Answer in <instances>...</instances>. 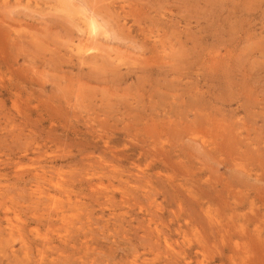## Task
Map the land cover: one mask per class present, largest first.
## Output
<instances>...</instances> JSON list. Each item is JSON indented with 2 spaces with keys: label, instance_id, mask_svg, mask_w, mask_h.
I'll return each instance as SVG.
<instances>
[{
  "label": "rangeland",
  "instance_id": "1",
  "mask_svg": "<svg viewBox=\"0 0 264 264\" xmlns=\"http://www.w3.org/2000/svg\"><path fill=\"white\" fill-rule=\"evenodd\" d=\"M0 264H264V0H0Z\"/></svg>",
  "mask_w": 264,
  "mask_h": 264
},
{
  "label": "snow or ice",
  "instance_id": "2",
  "mask_svg": "<svg viewBox=\"0 0 264 264\" xmlns=\"http://www.w3.org/2000/svg\"><path fill=\"white\" fill-rule=\"evenodd\" d=\"M92 27H93V31H94L95 30V26L93 25Z\"/></svg>",
  "mask_w": 264,
  "mask_h": 264
},
{
  "label": "bare ground",
  "instance_id": "3",
  "mask_svg": "<svg viewBox=\"0 0 264 264\" xmlns=\"http://www.w3.org/2000/svg\"><path fill=\"white\" fill-rule=\"evenodd\" d=\"M94 22H95V21H94ZM92 23H93V22H92ZM95 23H96V22H95ZM91 25H92V24H91ZM94 25H95V24H94ZM96 28H97V27H96ZM96 31H98V30H96ZM96 31H95V32H96ZM243 173H244V172H243Z\"/></svg>",
  "mask_w": 264,
  "mask_h": 264
}]
</instances>
